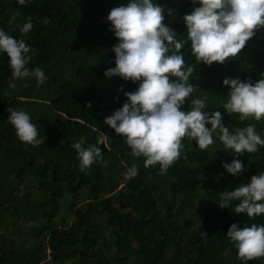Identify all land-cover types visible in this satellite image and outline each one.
I'll return each mask as SVG.
<instances>
[{
    "label": "trees",
    "instance_id": "16d2710c",
    "mask_svg": "<svg viewBox=\"0 0 264 264\" xmlns=\"http://www.w3.org/2000/svg\"><path fill=\"white\" fill-rule=\"evenodd\" d=\"M128 2L26 0L21 6L0 0V30L23 39L31 49L27 67H39L47 77L39 87L32 77L9 87V58L0 53V264H244L227 238L230 226L264 225V215L250 219L217 201L220 192L264 172V147L237 157L224 151L216 134L206 151L184 140L181 158L159 174V165L145 168L105 123L127 102L126 93L139 87L105 76L115 67L112 49L119 43L107 17ZM155 2L179 36L187 32L183 17L200 6ZM29 20L33 28L24 35L20 27ZM182 53L195 69L190 83L197 91L190 100L207 97L206 110L220 111L230 131L252 123L264 138V119L239 122L223 108L230 91L226 78L253 84L264 78V28L238 60L225 65L196 64L190 42ZM9 108L25 111L44 143L20 142L8 122ZM101 132L109 137L98 145L102 159L80 171L72 144L82 140L87 148ZM237 158L245 171L233 177L223 165ZM247 264H264V258Z\"/></svg>",
    "mask_w": 264,
    "mask_h": 264
},
{
    "label": "clouds",
    "instance_id": "9594fccd",
    "mask_svg": "<svg viewBox=\"0 0 264 264\" xmlns=\"http://www.w3.org/2000/svg\"><path fill=\"white\" fill-rule=\"evenodd\" d=\"M191 2L200 6L183 17L187 29L184 36L165 25L164 8L155 0H129L126 6L111 9L107 17L112 26L110 30L114 31L119 43L112 49L115 67L108 69L105 76H117L138 83L139 87L126 93L127 102L107 117L105 123L124 139L133 157L143 158L145 168L159 165V174H166L181 158L184 140L194 141L201 151H206L214 144L216 134L224 151L235 153L237 157L245 153L250 156L264 147V138L256 131L255 124L234 127L230 131L224 126L220 111L206 110L207 97L190 100L197 91L190 83L195 69L186 63L182 53L185 44L190 42L191 56L196 64L211 67L238 60L247 42L264 28V0ZM18 3L25 6L26 0H18ZM32 28L29 20L20 31L26 35ZM30 51L23 39L18 40L0 30V53L9 58L12 74L9 87L16 88L14 81L27 77L34 78L39 87L47 79L41 68L27 67L32 59L27 55ZM223 84L230 86L223 104L229 115L237 117L239 122L264 119V78L255 84L251 80L242 82L226 78ZM186 103L188 110H182ZM8 112V122L20 142L34 147L44 143L25 111L9 108ZM108 139L101 132L96 144L87 148L82 146V140L72 144L78 153L80 171L102 159V149L98 145H105ZM223 167L233 177L245 171L238 158ZM136 171L134 166L133 174ZM217 201L221 209H231L234 214H244L250 219L264 215V172L253 175L249 183H242L234 190L220 192ZM227 238L244 264L264 258V225L234 223Z\"/></svg>",
    "mask_w": 264,
    "mask_h": 264
}]
</instances>
